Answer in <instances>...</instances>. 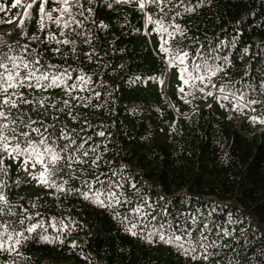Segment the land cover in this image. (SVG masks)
Segmentation results:
<instances>
[{"label":"trees","instance_id":"1","mask_svg":"<svg viewBox=\"0 0 264 264\" xmlns=\"http://www.w3.org/2000/svg\"><path fill=\"white\" fill-rule=\"evenodd\" d=\"M29 2L21 0L20 5L12 7L13 0H0L5 6V11L0 12V42L21 40L18 18ZM111 2L92 0L86 5L92 9L97 24L103 21L108 25L106 30L95 31L91 45L100 59L91 63L86 58L70 61L73 67L79 63L85 72L97 73L92 87L102 95L93 101L98 107L85 110L84 115L101 126L98 130L106 132L105 159L111 160L114 168L123 165L128 178L149 203H167L169 219L177 210L196 215L199 209V215L205 216L214 206L212 221L223 224L231 215L237 223L223 224L233 234L224 243L233 247L248 245L245 257L261 264L264 124L259 121L264 119V104L252 105L255 111H238L233 110L232 102H218L217 97L222 95L220 86L227 85L250 99L261 98L264 0H203L193 12H186L185 8L195 7L199 0H183V7L177 0L181 15L170 17L169 23L178 24L182 32L177 31L172 37L151 33V26L146 29L144 14L136 10L135 4L108 8ZM37 9L38 0L30 9L33 16ZM12 17L17 19L3 22ZM24 26L29 36L37 31L35 20L25 19ZM162 39L168 40L165 46L170 53L178 49L187 53L186 65L207 63L222 69L211 77L217 85L210 88L213 96H203L197 87L188 85L184 87L190 95L177 91L182 83L179 68L176 63H165L164 54L158 50ZM81 47L87 50L89 45ZM52 95L63 93L56 91ZM252 116L256 122L250 119ZM104 139L96 137L98 142ZM5 163L11 166L7 177L12 185L10 202L27 209L32 222L44 223L45 229L26 234L28 239L18 246L19 256L0 253V264H192L158 240L149 244L146 233L144 239L131 235L112 218L110 210L85 206L74 198L55 201L48 190L36 186L34 181L24 182L27 178L23 171H17L18 164L11 160ZM17 179L22 181L19 186L14 183ZM8 219L0 217V221ZM61 220L64 233L59 232ZM146 223L141 219L137 229ZM41 233L59 235L64 242L47 243L40 238ZM72 241L76 242L74 248L69 247ZM230 254L231 249L224 250V261Z\"/></svg>","mask_w":264,"mask_h":264},{"label":"snow or ice","instance_id":"2","mask_svg":"<svg viewBox=\"0 0 264 264\" xmlns=\"http://www.w3.org/2000/svg\"><path fill=\"white\" fill-rule=\"evenodd\" d=\"M36 3L37 0H30L23 6V16L18 18L21 40L11 44L0 42V217L10 218L0 221V253L19 256L18 246L28 239L26 234H35L38 228L45 229L44 223L32 222L27 209L10 202L12 185L7 177L11 166L5 161L11 160L19 165L18 172L25 173L27 179L24 182L34 181L36 186L48 190L55 201L74 198L83 201L85 206L110 210L114 214L112 218L124 225L131 235L144 239L146 233L149 244L158 240L174 248L185 262L255 264L244 255L248 245L233 247L224 243L231 240L233 234L223 224L237 223L231 215L223 224L212 221L210 217L216 212L214 206L205 216L199 215V209L196 215L177 210L169 219L171 213L167 203L163 206L149 203L137 184L128 178L124 166L114 168L112 161L105 159L108 152L106 132L98 130L101 126L94 125L84 115L85 110L98 107L93 101L102 95L92 87L97 73L85 72L79 63L73 67L70 61L85 58L90 63L98 61L100 57L91 45L95 31L106 30L108 25L103 21L97 24L92 18L93 11L86 6L92 0H38V9L33 16L30 9ZM202 3L203 0H199L195 7L189 5L185 11L193 12ZM20 4L21 0H13L12 7ZM133 4L144 14V27L151 26V33L172 37L177 31L182 32L178 24L169 23L170 17L181 15L177 0H112L107 7ZM180 7H183V0H180ZM151 8L156 11H149ZM4 11L5 6L0 4V12ZM16 19L12 17L3 22L11 23ZM25 19L35 20L37 31L31 36L24 26ZM167 43V39H162L158 50L164 54L168 66L176 63L179 68L182 83L177 91L190 95V91L185 92L184 86L188 85L189 88L197 87L203 96H213L210 88L217 85L211 77L222 69L207 63L186 65L187 53L179 49L170 53L165 46ZM81 45H89V48L85 50ZM247 51L245 48L244 52ZM101 87H104L103 82ZM219 90L222 95L217 97L218 102L221 99L232 102L233 110L248 108L255 111L252 105L264 104V84L260 99H250L234 86L221 85ZM56 91L63 95H52ZM250 119L257 120L255 116ZM259 122L264 124V119ZM111 135L109 132L108 136ZM96 137L105 139L98 142ZM101 143L105 145L103 148ZM14 183L19 186L22 181L17 179ZM31 203L33 207L37 206L35 202ZM141 219L147 223L137 229ZM59 223V232L64 233V221ZM40 238L47 243L64 242L59 235L49 237L41 233ZM69 247H76V242L72 241ZM225 249H231L227 261L223 259ZM260 254L264 256V251Z\"/></svg>","mask_w":264,"mask_h":264}]
</instances>
